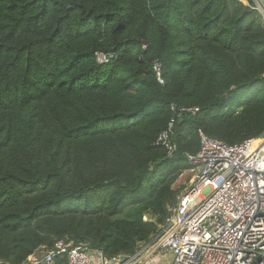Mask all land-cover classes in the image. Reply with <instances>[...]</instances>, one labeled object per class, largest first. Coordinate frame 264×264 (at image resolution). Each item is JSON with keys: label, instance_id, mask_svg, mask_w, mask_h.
<instances>
[{"label": "trees", "instance_id": "trees-1", "mask_svg": "<svg viewBox=\"0 0 264 264\" xmlns=\"http://www.w3.org/2000/svg\"><path fill=\"white\" fill-rule=\"evenodd\" d=\"M173 114L168 157L155 142ZM199 130L264 137L252 0H0V264L66 238L136 252L175 203Z\"/></svg>", "mask_w": 264, "mask_h": 264}, {"label": "built area", "instance_id": "built-area-1", "mask_svg": "<svg viewBox=\"0 0 264 264\" xmlns=\"http://www.w3.org/2000/svg\"><path fill=\"white\" fill-rule=\"evenodd\" d=\"M264 25V4L253 0ZM112 54H96L100 64ZM153 69L160 78V63ZM174 111V107L172 106ZM198 107L175 109L195 114ZM173 114L155 144L171 157ZM199 148L185 152L188 168L160 230L130 255L107 256L87 242L57 240L40 246L23 264H264V137L229 144L198 131ZM189 174V175H188ZM166 258L156 263V258Z\"/></svg>", "mask_w": 264, "mask_h": 264}, {"label": "rangeland", "instance_id": "rangeland-1", "mask_svg": "<svg viewBox=\"0 0 264 264\" xmlns=\"http://www.w3.org/2000/svg\"><path fill=\"white\" fill-rule=\"evenodd\" d=\"M263 2L262 3H264V0H262ZM254 2V1H253ZM255 4V3H254ZM184 175L181 177H179L178 178V181H177V183L176 184H182L184 181H185V178H186V176H187V174L184 172L183 173ZM189 175V174H188ZM146 219V218H145ZM166 259V258H165ZM165 259L164 258H160V257H157L156 258V263H162V262H164L165 261Z\"/></svg>", "mask_w": 264, "mask_h": 264}, {"label": "crops", "instance_id": "crops-1", "mask_svg": "<svg viewBox=\"0 0 264 264\" xmlns=\"http://www.w3.org/2000/svg\"><path fill=\"white\" fill-rule=\"evenodd\" d=\"M244 4H248V0H241ZM253 1V0H252ZM261 2H263L262 0H261ZM264 4V3H263Z\"/></svg>", "mask_w": 264, "mask_h": 264}]
</instances>
